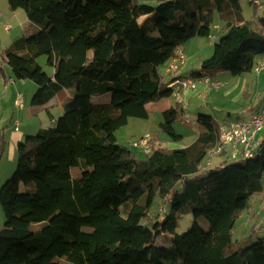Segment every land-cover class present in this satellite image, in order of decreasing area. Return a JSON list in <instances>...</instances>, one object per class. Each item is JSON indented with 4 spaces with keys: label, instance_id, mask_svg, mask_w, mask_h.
<instances>
[{
    "label": "trees",
    "instance_id": "trees-1",
    "mask_svg": "<svg viewBox=\"0 0 264 264\" xmlns=\"http://www.w3.org/2000/svg\"><path fill=\"white\" fill-rule=\"evenodd\" d=\"M7 1L39 26L6 52L15 78L37 86L31 104L76 91L60 116L48 111L50 128L18 146L17 168L0 188V264H264V235L243 247L232 242L248 200L263 192L264 140L249 158L203 169L220 134L209 115L197 117L203 131L193 144L153 146L143 159L116 138L131 118H150L148 105L173 98L158 128L180 143L174 124L185 110L175 80L218 81L223 72L254 70L264 32L244 25L240 0H157L156 7L140 0ZM213 31V54L183 74L182 47ZM180 52L185 63L167 81L160 68ZM43 56L50 73L38 62ZM160 205L162 219L157 213L153 220ZM188 213L194 220L179 234ZM164 234L169 245L159 246Z\"/></svg>",
    "mask_w": 264,
    "mask_h": 264
},
{
    "label": "rangeland",
    "instance_id": "rangeland-1",
    "mask_svg": "<svg viewBox=\"0 0 264 264\" xmlns=\"http://www.w3.org/2000/svg\"><path fill=\"white\" fill-rule=\"evenodd\" d=\"M258 1L260 6H255V4L250 3V0H240L244 22L248 27H254L264 23V0ZM140 3H146L153 7L158 5L157 0H140ZM8 6L7 0H0V63L3 61V57H5V51L8 52L14 40L16 42L22 37H27L37 33L39 30V26L36 25V27L32 23L27 24L28 20L26 18L25 12L22 9H19L13 13V11H11ZM216 18L218 19V15H216ZM9 24L12 26V29L7 31L8 29L6 26ZM218 34V32L213 31L211 36H217ZM211 36L209 38L196 37L182 47V51H184L187 57V64L184 69L186 73H189L191 70L199 67V54L204 56V59L202 60L208 59L213 54L214 44L210 43ZM262 59H264V56H258L256 58V62L261 61ZM46 61L47 58L45 56L38 59V62L43 70L47 73H50L51 67L47 66ZM169 68L170 65H168L167 68L161 67L160 71L162 74H166L167 72V76L169 77ZM217 79L218 81L220 79L224 83V88H222L221 91L218 93L213 92L210 95L205 94L204 96L199 95L198 91H196V95L191 97L190 101L186 100L185 114L179 117L174 124L176 133L182 135L183 137L180 143H171L167 136L161 132V130L158 128L161 119L160 110L158 108H151L150 118L148 120L131 118L127 126L116 132L118 144L122 147L130 149L131 151H135L132 147V142L148 133L152 138L150 144L151 149L153 146H160L163 148H186L187 146L193 144L198 138L199 134L203 131L196 121L199 114L213 117L215 123L218 125L223 121L225 116H227L228 112L237 113L243 107L251 108L250 112H252L257 108L264 107V70L259 74L256 73L255 70H252L241 76H232L230 73H226L225 75H219ZM234 85H238L243 90L248 89V96H240V99L238 98L233 100H231V98H233L234 95L226 97V91H228ZM22 95L26 104H28V92L23 91ZM163 102L166 105L176 104V101L173 98H169ZM163 102L154 105L159 106ZM250 112L248 113L250 114ZM185 118L191 120V123H187ZM43 119L45 122H47L44 128H50V120L45 118ZM261 132L263 134L262 137H264V129ZM226 151L229 153L230 148L228 147ZM136 156L138 159H143L145 155L142 152H136ZM218 159L219 158L214 159L212 161L211 167L207 168L208 164L205 158L202 167H206L207 169L214 168L218 162ZM16 168L17 162L12 164L11 171H9L7 175L0 179L1 182L7 178L4 181L6 182L13 175ZM80 173L81 171L78 168L72 169V175L78 176ZM261 184L264 191V177L261 181ZM257 200L258 198H256V196L251 197L248 200V209L242 212L241 216L238 218L236 228L232 235L233 246L243 247L248 242H256L258 239L257 236L264 235V212H261L260 215L257 214L256 211H261V208L258 210L260 199L258 201ZM251 208L255 209V212H249ZM157 213H161V205L154 207L152 212L153 220L154 217L157 216ZM160 215L161 216L159 220L161 221L162 213ZM193 220V216L190 213L182 216L179 220L176 232L179 234L186 232L191 226ZM258 220L263 222L260 223ZM199 223L205 228H207L209 225L204 218H200ZM254 223L256 224L255 226ZM255 227H257V230L253 232H255L254 234H257L256 236L253 234V232H251V230ZM250 235H252L253 239ZM170 240V235H161L158 238V245L168 246Z\"/></svg>",
    "mask_w": 264,
    "mask_h": 264
},
{
    "label": "crops",
    "instance_id": "crops-1",
    "mask_svg": "<svg viewBox=\"0 0 264 264\" xmlns=\"http://www.w3.org/2000/svg\"><path fill=\"white\" fill-rule=\"evenodd\" d=\"M258 6H260V3ZM15 12L16 11H13V13ZM30 23L31 22L28 20L27 24H30ZM244 25L247 26L245 22H244ZM218 26H219L218 24L215 25L216 28H218ZM6 28L8 29L7 31H10L12 29V26L9 24L6 26ZM248 28L256 32H264V23H261L254 27H248ZM202 59H204V56L203 55L201 56V54H199V65L198 66H200ZM186 64H185V67H186ZM184 73L185 71H183V74ZM226 73L227 72H223L220 75H225ZM164 76L166 77L167 81L170 79L167 76V74ZM219 81L221 80L219 79ZM222 88H224V83L220 89L213 90L208 93H204L202 85H199L197 88L198 90L197 89L188 90L184 93V101L185 102L186 100L190 101L191 97L196 95L195 93L196 91H198L199 95L204 96L205 94L210 95L213 92L218 93L219 91H221ZM36 90H37V86L31 81H21L15 78L12 70L7 64L6 51H5V57H3V61L0 63V179L3 178V176L7 175L9 171H11L12 169V164L17 162V149L20 143L23 142L28 136L36 134L39 130L46 129L44 127L47 124V122H45L43 118L49 119L50 125H52L53 121L55 120L48 117V111L51 110L54 113V116L57 115L55 116V118L60 116L64 112V104L73 97L76 91L75 89L62 91L54 101H52L50 104L46 106L41 107V106H33L31 104L33 95ZM23 91L28 92V104H26L24 97L22 95ZM247 91L248 89L243 90L238 85H234L228 91H226L225 95L226 97H230L234 95V97L231 98V100H233V99H238L240 96H244V95L248 96ZM18 95H21L23 97V101H24L23 108H18L15 105V100ZM166 100H163V101H166ZM163 101H160V102H163ZM158 103H155V104H158ZM170 106L171 104L166 105L164 102L161 103L159 106L150 104L148 105V110L150 111L151 108L153 109L158 108L161 113L163 110L169 108ZM259 109L260 108H257L256 110L250 112L251 108L243 107L237 113L228 112L227 116H225L223 121L220 124H218V126L221 127L222 125L230 123V122L247 119L251 117L252 115H254ZM248 112H250V114ZM16 124H18V127H19L18 131H16L15 129ZM260 132L257 133V135L254 138L256 145H259L261 141H263L264 139V137H262L263 136L262 132L261 133ZM224 164H225L224 158L220 157L215 167L223 166ZM6 179L7 178H5L2 182L0 180V188L3 186V184L5 183L4 181ZM255 196L256 198H258V200L260 199L258 210L259 208H261V211H256L257 214L260 215L261 212L262 213L264 212V209H263L264 208V191L260 192L259 194ZM252 211L255 212V209L251 208L249 210V212H252ZM4 222H5V218L2 212V208L0 206V228L3 227ZM262 222L263 221H260V223ZM255 225L256 224L254 223V226ZM256 230H257V227L253 228L251 232L256 231ZM256 235L257 234H255V236Z\"/></svg>",
    "mask_w": 264,
    "mask_h": 264
},
{
    "label": "built area",
    "instance_id": "built-area-1",
    "mask_svg": "<svg viewBox=\"0 0 264 264\" xmlns=\"http://www.w3.org/2000/svg\"><path fill=\"white\" fill-rule=\"evenodd\" d=\"M255 5H259L258 1L250 0ZM215 37L212 36L211 40ZM180 56L173 59L170 63V68L168 73L171 77H176L179 73V66L185 63V56L182 52L179 53ZM256 73H260L264 70V60L258 62L254 66ZM199 85H202L203 92L211 91L212 89H220L223 86L221 81L212 80L206 78L204 80H175L171 87L175 88L174 96L176 100L181 105V107L186 110V105L184 101V93L188 90H195ZM15 105L18 108H23L24 101L21 95H18L15 100ZM187 123H191V120L185 118ZM18 123V122H17ZM19 124V123H18ZM18 124H16V131L19 130ZM264 129V107L261 108L256 114L252 115L248 119L237 120L235 122L224 124L220 127V134L215 145L209 149L206 154L207 168L211 167L212 161L214 159L223 157L224 163L233 162L249 158L253 155L254 151L258 147L255 144V136L261 130ZM150 135L145 134L143 137L132 142L133 148L137 149L143 153L150 152ZM230 148L228 153L226 150ZM223 154V155H222ZM219 156V157H218ZM206 168V167H205Z\"/></svg>",
    "mask_w": 264,
    "mask_h": 264
}]
</instances>
